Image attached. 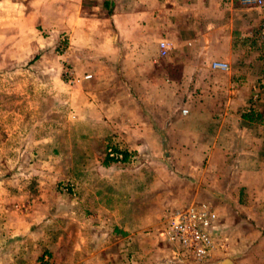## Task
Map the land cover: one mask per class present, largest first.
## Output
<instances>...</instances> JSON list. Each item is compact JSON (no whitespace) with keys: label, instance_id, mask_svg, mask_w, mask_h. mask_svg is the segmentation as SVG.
Masks as SVG:
<instances>
[{"label":"crops","instance_id":"1","mask_svg":"<svg viewBox=\"0 0 264 264\" xmlns=\"http://www.w3.org/2000/svg\"><path fill=\"white\" fill-rule=\"evenodd\" d=\"M97 1L92 11L99 14L81 17L74 33L85 37L75 45L86 63L100 67L87 72L90 78L71 100L73 136L36 140L39 164L32 170L42 184L33 186L31 214L17 210L19 226L28 233L40 217L39 199L55 201L57 176H80V188L96 193L94 206L108 213L95 221L114 225L110 264H193L164 242L161 214L203 195L218 217L211 232L224 240L206 264H264V6L247 8L239 0ZM47 2L50 17H75L70 8L86 11L83 0ZM36 11L34 20L41 14ZM160 42L168 44L163 57ZM213 61L226 63L228 71L211 70ZM182 109H188L186 118ZM154 122L161 135H175L171 141L161 140ZM111 135L144 164L102 159L98 146ZM164 142L173 147L165 149ZM60 143L69 147L55 167L52 153ZM92 176L94 192L87 183ZM142 203L157 210L152 231L140 227L146 222L137 209L149 206ZM108 249L100 250L99 263H109ZM10 253L0 248V264H12Z\"/></svg>","mask_w":264,"mask_h":264},{"label":"rangeland","instance_id":"2","mask_svg":"<svg viewBox=\"0 0 264 264\" xmlns=\"http://www.w3.org/2000/svg\"><path fill=\"white\" fill-rule=\"evenodd\" d=\"M97 2L83 0L82 6L86 7V11L70 8L69 12L75 17L63 15L55 18L48 15L47 0H0V248L12 252V264H110L113 247L117 246L113 244L114 225H99L95 221L100 215L108 213L103 214L102 208L94 206L97 203L94 197H98L96 193H86L83 187L81 190L80 176L55 178V201L50 205L39 199L37 210L40 217L28 233L26 226L21 229L19 222L21 225L22 221L16 215L20 209L31 214L33 186L42 184V177L33 175L32 170L34 163L39 164L36 161L39 147L36 140L48 136H73L76 127L72 123L71 100L77 98L76 89L81 86L82 80H86L87 72H97L100 67L92 62L86 63L85 52L75 45L85 37L81 33L75 36L74 33L81 17L96 13L92 7ZM33 8L36 13H41L36 20L31 17ZM181 111L182 118L189 115H183ZM154 124L162 141L169 142L175 136L161 135V129ZM117 138L111 135L103 139V144L98 146L102 159L117 165L144 164L137 151H128ZM44 147L42 152L48 153ZM68 147L60 143V148L53 151L55 167L64 163L63 155ZM163 147L173 146L164 142ZM109 149L120 152L122 160L109 157ZM205 164L206 161L201 162L202 169ZM34 179H39V182ZM186 179L188 184L192 182V177ZM87 183L94 186V192L96 177H90ZM189 186L186 190L190 192L192 188ZM207 199L208 196L205 200L201 195L199 201L183 208L208 204ZM47 205L49 209H46ZM147 208L137 209L138 217L146 222L140 226L145 232L154 228L153 218L157 212L154 207ZM107 210L112 211L111 208ZM167 211L172 210L166 208L161 214L164 228ZM6 213L10 215L9 224ZM121 215H125L123 210ZM29 220L32 223L33 218ZM16 233L24 236L16 237ZM97 233L101 234V239L96 238ZM107 246L106 259L109 263H104V259L99 263L102 259L100 250Z\"/></svg>","mask_w":264,"mask_h":264},{"label":"built area","instance_id":"3","mask_svg":"<svg viewBox=\"0 0 264 264\" xmlns=\"http://www.w3.org/2000/svg\"><path fill=\"white\" fill-rule=\"evenodd\" d=\"M244 7L261 8L264 0H240ZM260 38L264 40V23L260 28ZM160 56H165L168 44L161 42L159 45ZM213 71H228L229 66L224 62L213 61L210 64ZM86 76L85 79H89ZM183 115L188 110L181 111ZM108 156L121 161L123 156L120 152L108 150ZM217 215L208 204L192 205L186 209L167 211L166 225L161 233L164 241L176 247L193 264H206L215 249H223V238L217 239L211 230L217 223Z\"/></svg>","mask_w":264,"mask_h":264},{"label":"trees","instance_id":"4","mask_svg":"<svg viewBox=\"0 0 264 264\" xmlns=\"http://www.w3.org/2000/svg\"><path fill=\"white\" fill-rule=\"evenodd\" d=\"M127 158V155H125V159Z\"/></svg>","mask_w":264,"mask_h":264}]
</instances>
